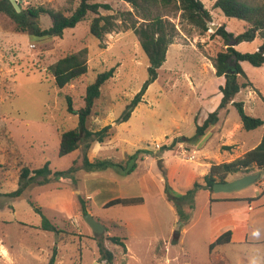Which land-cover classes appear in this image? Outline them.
<instances>
[{"label":"rangeland","instance_id":"374dc122","mask_svg":"<svg viewBox=\"0 0 264 264\" xmlns=\"http://www.w3.org/2000/svg\"><path fill=\"white\" fill-rule=\"evenodd\" d=\"M79 1L17 0L24 7L42 5L65 14L71 13ZM92 1L109 4L111 8H100L99 14L112 15L117 25L100 39L89 32L90 21L96 16L92 12L75 27L65 29L61 37L40 41L16 32L10 19L0 12V192L17 188L23 165L36 168L49 161L52 170L72 165L77 169L72 180L32 183L20 197L0 196V264H48L54 245V264H106L95 240L102 236L114 253L111 264H264V169L251 171L263 173L249 186L231 192H211L213 202L207 190H199L190 221L181 224L175 222L177 215L169 201L143 189L137 172L127 176L113 168L91 172L82 169L83 142L70 154H58L60 131L77 125L75 115L66 111L65 95H70L74 108H78L83 104L87 84L97 73L111 67H115L113 76L101 86V95L88 119V127L93 130L110 125V135L104 142L90 143L85 151L89 160L120 161L138 149L157 151L161 143L177 138L174 148L165 152L167 164L163 165L166 176L175 178L174 185L180 192L187 188L190 179L202 181L201 176L211 163L231 161L253 148L264 126L245 130L231 104L218 110L219 120L203 134L186 138L194 134L195 123L201 124L220 102L218 87L224 78L216 76L213 58L226 47V42L214 32L224 24L227 31L237 35L246 28L244 21L213 8L215 0H201L211 14L205 32L185 22L175 3L134 8L122 0ZM155 15L172 21L177 33L142 101L128 120L118 121L126 104L148 78L147 56L132 27ZM39 24L42 28L50 26L49 16L41 14ZM262 42L256 36L251 41H230L228 45L241 52H253ZM83 48L87 50V75L58 88L47 73V66ZM241 66L252 86L242 88L234 100L243 101L248 114L264 118V63L255 67L242 61ZM239 81L245 79L239 77ZM144 155L148 156L142 153L140 157ZM243 174L246 173L230 174L227 180ZM124 179L129 180L120 181ZM168 183L172 184L170 180ZM90 192H96L92 193V201L85 197ZM120 194L140 195L144 200L137 205L104 207L106 201ZM255 196L261 199L252 201L254 211H249L247 198ZM225 197L236 200L219 201ZM81 198L87 212L91 210L105 225L102 234L94 235L83 221ZM34 207H40L63 232L56 236L40 229L41 216ZM223 212L247 220V240L243 238L245 228L237 230L233 242L216 246L211 255V222ZM183 227L186 232L178 240ZM109 235L125 236L126 248L109 241Z\"/></svg>","mask_w":264,"mask_h":264},{"label":"trees","instance_id":"16d2710c","mask_svg":"<svg viewBox=\"0 0 264 264\" xmlns=\"http://www.w3.org/2000/svg\"><path fill=\"white\" fill-rule=\"evenodd\" d=\"M130 3L134 8L141 5H167L175 3L181 11V18L205 32L208 29V21H211V14L206 9L201 0H122ZM20 10L17 11L9 0H0V12L4 13L9 19L16 32L27 34L33 41H40L53 37H61L67 28L75 27L79 22L86 18L88 12L96 14L92 18L89 25V32L95 38H102L104 34L110 33L117 26L112 15H100L99 9L108 10L111 6L107 3L93 2L92 0H80L76 8L69 14H65L60 9H51L45 6L24 7L19 4ZM213 8L220 10L227 17H235L243 20L246 28L243 32L234 35L227 31L225 25L221 24L214 32L220 36L226 43V47L220 50L213 58V66L216 76H223V84L219 85L218 90L221 94L220 102L212 112H209L201 124L195 123L194 134L188 139L201 135L211 125L216 124L219 120L218 110L226 108L231 104L235 107L242 128L245 130H253L264 126V118L255 117L248 114L244 110L243 101L234 100L235 95L244 87L252 86L248 80L247 74L241 66L242 61H247L255 67H259L264 63V1L250 2L248 0H215ZM41 14L49 16L51 24L47 28H42L39 24ZM132 30L137 35L140 46L147 56L148 60V78L142 84L140 90L126 104L118 121H126L131 116L134 108L142 101V96L148 85L157 78V70L166 60V52L168 46L172 43L177 33L176 25L167 18L155 15L139 26L133 25ZM256 36H260L263 42L253 52L238 51L233 45L228 43L233 41L239 43L242 41H251ZM87 50L83 48L79 51L69 53L55 62L47 66L46 71L54 79V83L58 88H63L72 81L87 75ZM115 67L96 74L94 80L88 83L83 95V104L78 108H74L73 100L70 95H65L66 111L75 115L77 125L73 128H66L60 131V140L58 145V154L60 156L67 155L77 150L80 144L84 143L85 151L90 147L91 142H104L110 135V125H105L100 129H90L88 127V119L92 114L94 102L101 95V86L113 76ZM239 77L245 79L240 82ZM264 102V96L261 97ZM178 142L177 138H173L169 143H161L157 151L148 149H138L134 154H129L120 161L111 158H94L89 160L84 151L81 168L86 171L105 170L113 168L121 174L127 175L132 173L137 167V161L142 153L151 155L157 159L158 169L164 178V194L177 215V222L186 224L191 219V211L194 208V199L197 192L201 189L213 192L212 187L216 182L227 180L230 174L238 172L250 173L256 170L264 169V129L259 143L246 150L241 156L220 163H211L209 170L202 176V181L194 180L191 186L184 192L180 193L172 189L167 181L165 167L163 165L162 155L174 148ZM77 169L74 165L64 170H52L49 167V161L42 166L30 168L23 165L20 168L18 177V186L15 190L8 193H1L0 196L20 197L25 189L32 183L44 185L52 179L63 180L73 179V172ZM252 173V172H251ZM142 196L136 197H116L107 201L104 207H110L116 204L137 205L143 203ZM210 201L213 199L210 198ZM32 205L33 203L30 202ZM35 211L40 214L41 220L39 227L42 230L50 231L59 235L63 232L60 227L51 222L44 214L40 207H34ZM80 211L86 213L84 200L80 199ZM231 229H226L218 237L209 244L211 252L216 246L231 242ZM113 244L121 246L125 249L126 237L118 235H109L107 237ZM97 249L100 257L105 260L106 264H111L114 259V253L107 248L102 237H95ZM175 240V238H174ZM56 246L53 247L48 264H54Z\"/></svg>","mask_w":264,"mask_h":264},{"label":"crops","instance_id":"0c3cea01","mask_svg":"<svg viewBox=\"0 0 264 264\" xmlns=\"http://www.w3.org/2000/svg\"><path fill=\"white\" fill-rule=\"evenodd\" d=\"M260 139L257 140L255 146L259 143ZM164 154L162 155V158H163L164 165L166 166L167 163L165 161V155ZM209 167L210 166H208V170H209ZM208 170H207V172H208ZM134 172H137L138 180H140V183L142 184V187H143L144 190L149 191V192L151 191L152 194H156V195L159 194L158 196H160V198H165V194H164V178L160 174V171H159L158 166H157V159L155 157H153L151 155H148V156L144 155V156L140 157L138 159V161H137V167L132 173H134ZM127 176H128V174H127ZM167 179H168V181L170 180L172 182V184L169 183L170 186L172 187V189L175 190V191H179V190H177V188H176V186L174 185V182H173L175 178L172 175L171 176L168 175ZM127 180H129V179H124V180H120V181H124V182L127 183L128 182ZM193 181H194L193 179L192 180L190 179V181L187 184V188L186 189H188L191 186ZM185 190H181L180 193L184 192ZM203 190H205V189H203ZM208 192H209V200H210V198L213 199L212 195H211V192L210 191H208ZM92 193L96 194V192H90V193L85 194V197L88 198V199H91V201H92V198H93L92 197V195H93ZM136 196H140V195H122V194H120V195H118L116 197H136ZM116 197H114V198H116ZM221 199H223V200H219V201H223V202H231L232 200H236V198H232V197H225V198H221ZM247 199H248L247 210L254 211V206L252 204V201L257 200V199L260 200L261 198L258 197V196H255V197L247 198ZM213 201H214V199H213ZM213 201H211V202H213ZM216 201H218V200H216ZM172 208L174 209L173 206H171V209ZM90 213L93 214V212L91 210H90ZM246 221H247L246 219L240 218L238 216H234L232 213L223 212V213L215 215L213 217V219H212V222H211V233H212V236H210L211 238L208 241V250H209V244L212 241H214L215 238L218 237L221 233H223L226 229H231V231H232L231 242H233L235 240V232L237 230L240 231L241 229L245 228V230H244V235L245 236L243 238L247 240V236H246L247 222ZM175 222L178 223L177 220ZM174 232L178 233V231H174ZM179 232H180V234L178 236V240H180L181 234L183 232H186V228L183 227ZM167 244L168 243L165 242V246ZM213 250L211 252L209 251L211 255L213 253Z\"/></svg>","mask_w":264,"mask_h":264},{"label":"water","instance_id":"95a60500","mask_svg":"<svg viewBox=\"0 0 264 264\" xmlns=\"http://www.w3.org/2000/svg\"><path fill=\"white\" fill-rule=\"evenodd\" d=\"M9 1L17 11L20 10L17 0ZM262 173L263 171L246 173L230 180L216 182L214 183L212 190L214 192H231L234 190H239L241 188L249 186L252 183H255ZM82 219L91 229L92 233L96 236L102 234L105 230V225L99 222L90 212L82 214Z\"/></svg>","mask_w":264,"mask_h":264},{"label":"built area","instance_id":"2783aa9c","mask_svg":"<svg viewBox=\"0 0 264 264\" xmlns=\"http://www.w3.org/2000/svg\"><path fill=\"white\" fill-rule=\"evenodd\" d=\"M262 185H263V187H262V188L264 189V181H262Z\"/></svg>","mask_w":264,"mask_h":264}]
</instances>
